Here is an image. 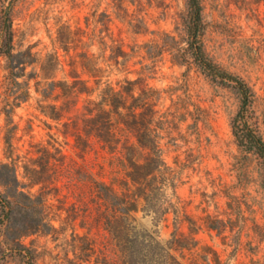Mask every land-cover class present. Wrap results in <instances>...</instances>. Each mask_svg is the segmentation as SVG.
<instances>
[{
  "label": "rangeland",
  "instance_id": "obj_1",
  "mask_svg": "<svg viewBox=\"0 0 264 264\" xmlns=\"http://www.w3.org/2000/svg\"><path fill=\"white\" fill-rule=\"evenodd\" d=\"M198 1L203 52L249 86L244 108L232 82L205 74L188 54L187 0H0V40L9 24L16 54L10 62L0 55V162L16 166L32 201L45 194L47 220L64 227L21 237L34 264H73V228L87 232L80 217L73 228L62 221L73 193L83 194L76 201L83 211L91 204L84 185L51 179L55 147L81 175L103 163L100 177L108 180L109 154L89 132L81 135L93 149L77 145L75 124L63 122L79 123L88 98L99 100L106 84L126 79L138 96L129 136L137 162L149 165L133 231L169 243L181 264H264V153L246 151L234 134L246 125L264 141V0ZM108 36L125 54L104 50ZM73 76L88 80L92 93L61 94ZM0 193L7 195L1 181ZM38 209H30L33 218ZM89 233L98 242L107 237L102 228ZM1 249L0 264H25Z\"/></svg>",
  "mask_w": 264,
  "mask_h": 264
},
{
  "label": "trees",
  "instance_id": "obj_2",
  "mask_svg": "<svg viewBox=\"0 0 264 264\" xmlns=\"http://www.w3.org/2000/svg\"><path fill=\"white\" fill-rule=\"evenodd\" d=\"M189 21L186 26L187 52L196 61L200 69L215 79L232 82L241 97V108L247 104L250 88L239 76L234 75L213 63L204 54L201 42V15L198 0H187ZM3 38L0 40V55H5L10 62L16 55L12 52V32L9 24L3 26ZM110 42L104 43V50L109 49L111 55H122L125 52L121 46L115 44V40L108 36ZM88 57V56H87ZM89 58V57H88ZM22 63L21 61L19 64ZM16 65L15 67H17ZM10 66L11 78L18 83L15 68ZM61 94L68 98L78 97L81 94L90 95L92 87L88 80L79 76H73L70 84L62 82ZM134 80L126 79L124 84L118 87L106 84L100 91L99 100L88 98L83 107L86 116L80 122L73 120L64 121L63 125L75 124L73 135L77 145L80 142L89 143L90 139H83L81 132H89L94 138L98 150L109 154L107 158V178L100 177L104 174V164L98 163L99 170L95 173L86 170L81 175V169L74 168L66 156L55 147V154L60 157L59 164H55V176L51 179L55 182L64 179V185L68 187L72 182L77 187L84 185L86 196L91 208L82 210L79 203L83 201L80 192L73 193L76 201L66 208L65 224L71 225V221L80 217L81 227H86L87 232L79 234L73 226L72 252L73 264H181L171 254L169 243L161 244L153 238H142L139 231H133L131 221L135 213L140 209L141 200H144L146 189V176L149 170L148 161L143 168L136 160V144L130 139L136 126V107L138 96L133 92ZM58 84L55 82V89ZM61 94H55L57 96ZM95 110L94 114L88 115V111ZM124 110V111H122ZM56 120L60 117L55 116ZM239 131L234 130L239 145L246 151L257 149L264 153V141L252 129L244 125ZM130 135V136H129ZM85 147L93 149L91 143ZM97 150V151H98ZM94 153L99 155L94 149ZM56 159V157H55ZM38 183L37 180L33 179ZM32 180V181H33ZM0 181L7 189V195L0 193V231L3 232L4 241L1 246L7 247L11 253L17 255L25 264H34V252L21 242V237L29 232L49 233L51 230L59 232L63 226L56 227L47 220L46 198L41 191L32 201L29 194L23 190L15 165L0 162ZM56 189V187H55ZM28 201H25V200ZM39 207L37 218L32 217V207ZM82 210V211H81ZM29 211L30 217H29ZM71 222V223H70ZM102 228L106 231V239L97 241L89 231ZM113 240L115 242H113Z\"/></svg>",
  "mask_w": 264,
  "mask_h": 264
}]
</instances>
